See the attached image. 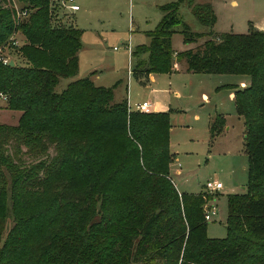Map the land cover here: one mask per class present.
Segmentation results:
<instances>
[{
	"label": "trees",
	"instance_id": "16d2710c",
	"mask_svg": "<svg viewBox=\"0 0 264 264\" xmlns=\"http://www.w3.org/2000/svg\"><path fill=\"white\" fill-rule=\"evenodd\" d=\"M18 1L21 19L0 0V49L23 61L0 60V95L21 113L16 126H0V264H264V31L215 34L210 4L178 0L160 7L149 43L132 53L135 76L175 73L171 37L180 27L186 45L208 37L175 55L187 72L250 80L233 87L248 186L228 197L226 238L211 240L205 196L181 194L169 178L170 112L129 111L127 99L114 102L117 84L97 87L89 77L57 93L61 79L78 73L82 31L65 26L51 0ZM183 3L207 34L181 21ZM13 36L21 46L10 45ZM223 125L217 115L211 136ZM9 143L29 153L51 144L56 154L20 167Z\"/></svg>",
	"mask_w": 264,
	"mask_h": 264
},
{
	"label": "rangeland",
	"instance_id": "374dc122",
	"mask_svg": "<svg viewBox=\"0 0 264 264\" xmlns=\"http://www.w3.org/2000/svg\"><path fill=\"white\" fill-rule=\"evenodd\" d=\"M177 1L75 0L79 11L74 14L56 7L61 22L67 27L78 28L82 36L78 73L74 78L61 79L55 91L59 93L68 83L89 77L97 87L111 88L117 84L113 90L114 101L127 99L131 111L134 104L147 100L160 103L167 109L165 112L169 110V149L173 155L169 178L179 193L205 196L204 212L208 207L216 208V216L207 221L206 235L211 240H223L227 235L228 197L244 194L249 181L248 159L243 148L244 123L237 116L231 99L233 87L239 89L242 80L249 81V78L187 72L184 61H177L175 55L201 47L208 37L186 45L179 33L180 27L171 37L175 73L153 74L152 79L151 74L135 76L132 73L135 65L132 53L137 46L149 43L146 33L153 32L161 21L160 7ZM7 2L12 8L22 9L18 0ZM193 2L212 6L216 22L211 30L215 34H246L249 27L264 31V0ZM178 14L192 32L205 35L210 31L195 20L187 4L180 5ZM17 40L21 46L22 38ZM1 59L23 64L7 46L0 49ZM6 106V98L2 95L0 126H16L21 113L10 111ZM217 115L222 116L224 125L221 132L212 137L210 125ZM5 146L7 154L20 167L40 161L48 163L56 154L51 144L44 151L33 153L24 147L16 152L13 143ZM4 175L6 177L5 172ZM209 182L220 183L222 189L210 191ZM11 226L8 220L6 228Z\"/></svg>",
	"mask_w": 264,
	"mask_h": 264
},
{
	"label": "built area",
	"instance_id": "2783aa9c",
	"mask_svg": "<svg viewBox=\"0 0 264 264\" xmlns=\"http://www.w3.org/2000/svg\"><path fill=\"white\" fill-rule=\"evenodd\" d=\"M51 7L52 8L57 7V8H60V10L67 11L70 13H75V12L79 11V7L76 5L75 0H51ZM14 10L16 11V16L18 19L24 18L26 16V12L24 10L17 9L16 7L14 8ZM19 43H20V41H18L15 38V36H13L10 39V44L13 47H18ZM127 47H128V49H130L129 45ZM1 60H2V63L4 65H7L9 63L8 60H4V59H1ZM0 96H2V95H0ZM128 109H129V111H131V108L129 105H128ZM151 109H152L151 103L145 101L142 103L134 104V110L133 111L140 112V113H150ZM207 188L210 189V191L216 192V191L222 189V185L218 182H216V183L215 182H209L207 184ZM216 214H217V211H216V208L214 206L208 207L206 209V211L204 212V219L206 221H210L213 216H216Z\"/></svg>",
	"mask_w": 264,
	"mask_h": 264
},
{
	"label": "crops",
	"instance_id": "0c3cea01",
	"mask_svg": "<svg viewBox=\"0 0 264 264\" xmlns=\"http://www.w3.org/2000/svg\"><path fill=\"white\" fill-rule=\"evenodd\" d=\"M78 12V11H77ZM76 13V12H75ZM72 14H74V13H72ZM129 48H130V46H129ZM152 77H153V74H151L150 75V79H152ZM93 82V81H92ZM94 83V82H93ZM249 83H250V80L249 81H247V80H242V82L240 83L241 85H240V88L239 89H244V88H246L248 85H249ZM95 85V84H94ZM117 87V86H116ZM115 87V88H116ZM115 90V89H114ZM235 91V90H234ZM234 91L233 92H231V99L234 101ZM153 94L154 93H151V96H153ZM122 100H124V98H122ZM121 100V101H122ZM115 102V101H114ZM120 102V101H119ZM145 102V101H144ZM146 102H149V103H151V101L150 100H147ZM115 103H117V102H115ZM151 108L153 109V110H151V112H165V111H167V109L165 108V107H163V106H161L160 105V103H158V102H154V103H151ZM169 111V110H168Z\"/></svg>",
	"mask_w": 264,
	"mask_h": 264
},
{
	"label": "water",
	"instance_id": "95a60500",
	"mask_svg": "<svg viewBox=\"0 0 264 264\" xmlns=\"http://www.w3.org/2000/svg\"><path fill=\"white\" fill-rule=\"evenodd\" d=\"M9 65H10V66H13V65H14V62H10Z\"/></svg>",
	"mask_w": 264,
	"mask_h": 264
}]
</instances>
